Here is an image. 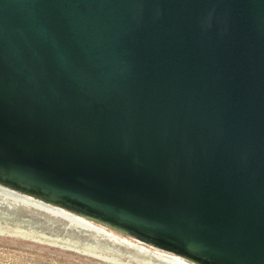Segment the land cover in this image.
<instances>
[{
  "label": "water",
  "instance_id": "95a60500",
  "mask_svg": "<svg viewBox=\"0 0 264 264\" xmlns=\"http://www.w3.org/2000/svg\"><path fill=\"white\" fill-rule=\"evenodd\" d=\"M0 186L264 264V0H0Z\"/></svg>",
  "mask_w": 264,
  "mask_h": 264
},
{
  "label": "bare ground",
  "instance_id": "6f19581e",
  "mask_svg": "<svg viewBox=\"0 0 264 264\" xmlns=\"http://www.w3.org/2000/svg\"><path fill=\"white\" fill-rule=\"evenodd\" d=\"M5 205L14 212L18 205L24 206L31 217L28 220L39 217L40 224L51 232L36 231V234L47 242L101 258L108 263L196 264L172 252L152 249L137 239L74 212L0 186L1 214L4 213L3 208L7 210ZM4 214L10 215L8 210Z\"/></svg>",
  "mask_w": 264,
  "mask_h": 264
},
{
  "label": "rangeland",
  "instance_id": "374dc122",
  "mask_svg": "<svg viewBox=\"0 0 264 264\" xmlns=\"http://www.w3.org/2000/svg\"><path fill=\"white\" fill-rule=\"evenodd\" d=\"M6 208L10 215L4 214L7 211L4 208L2 209L4 213H0V264H113L101 258L47 242L36 234V231L51 232L45 225L40 224L39 217L34 216L32 221L28 220L31 217L22 205H18L15 212L9 207ZM7 215L9 218L6 217ZM146 245L152 249L164 251L161 248Z\"/></svg>",
  "mask_w": 264,
  "mask_h": 264
}]
</instances>
